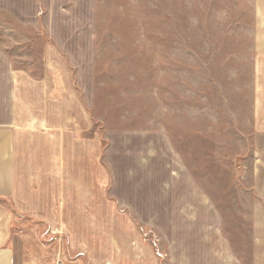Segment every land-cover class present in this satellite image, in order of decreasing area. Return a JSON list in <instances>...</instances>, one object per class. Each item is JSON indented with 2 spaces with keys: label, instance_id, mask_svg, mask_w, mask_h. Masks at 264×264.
Masks as SVG:
<instances>
[{
  "label": "crops",
  "instance_id": "crops-1",
  "mask_svg": "<svg viewBox=\"0 0 264 264\" xmlns=\"http://www.w3.org/2000/svg\"><path fill=\"white\" fill-rule=\"evenodd\" d=\"M97 12L0 0V264H264V192L217 204L163 132L94 130Z\"/></svg>",
  "mask_w": 264,
  "mask_h": 264
},
{
  "label": "rangeland",
  "instance_id": "rangeland-1",
  "mask_svg": "<svg viewBox=\"0 0 264 264\" xmlns=\"http://www.w3.org/2000/svg\"><path fill=\"white\" fill-rule=\"evenodd\" d=\"M254 9V0H98L94 130L163 132L215 203L257 201L264 59Z\"/></svg>",
  "mask_w": 264,
  "mask_h": 264
},
{
  "label": "built area",
  "instance_id": "built-area-1",
  "mask_svg": "<svg viewBox=\"0 0 264 264\" xmlns=\"http://www.w3.org/2000/svg\"><path fill=\"white\" fill-rule=\"evenodd\" d=\"M145 237H144V240L148 238V234L147 233H144Z\"/></svg>",
  "mask_w": 264,
  "mask_h": 264
}]
</instances>
